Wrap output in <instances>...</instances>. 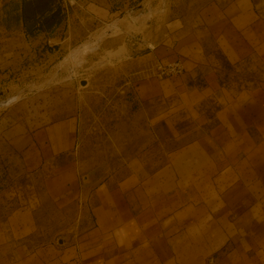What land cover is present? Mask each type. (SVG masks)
<instances>
[{
    "label": "crops",
    "instance_id": "1",
    "mask_svg": "<svg viewBox=\"0 0 264 264\" xmlns=\"http://www.w3.org/2000/svg\"><path fill=\"white\" fill-rule=\"evenodd\" d=\"M39 4L0 0V38L36 34L42 14L56 10ZM204 11V29L227 60L264 62V0ZM30 22L37 23L33 32ZM186 52L183 87H192L191 73L208 68L193 99L225 105L207 136L147 175L110 177L86 192L88 176L62 174L59 162L78 148V113L34 129L15 127L10 148L42 185L10 179L0 161V264H264V81L242 99L224 97L216 54L201 46ZM167 83L149 81L148 97ZM68 212L71 227L62 234L51 224Z\"/></svg>",
    "mask_w": 264,
    "mask_h": 264
},
{
    "label": "rangeland",
    "instance_id": "2",
    "mask_svg": "<svg viewBox=\"0 0 264 264\" xmlns=\"http://www.w3.org/2000/svg\"><path fill=\"white\" fill-rule=\"evenodd\" d=\"M233 2L39 0L46 10L53 4L56 10L42 14L36 34L37 23L30 22L29 37L0 38L5 47L0 51V161L6 163L10 179L42 185L38 176L24 171L10 148L18 125L34 129L78 113V148L62 153L59 162L62 174L88 176L86 192L110 177L160 169L207 136L225 103L193 99V86L204 87L208 68L191 73L192 87H183L189 79L183 77L188 48L201 46L219 58L224 97L237 94L242 99L264 81V62H230L202 24L207 7ZM13 30L22 28L13 23ZM172 63H181L182 71L160 75L158 67ZM149 81L168 83L162 94L148 97ZM71 192L68 188L65 193ZM69 213L51 227L68 233Z\"/></svg>",
    "mask_w": 264,
    "mask_h": 264
},
{
    "label": "built area",
    "instance_id": "3",
    "mask_svg": "<svg viewBox=\"0 0 264 264\" xmlns=\"http://www.w3.org/2000/svg\"><path fill=\"white\" fill-rule=\"evenodd\" d=\"M182 64L181 63H172L168 66L166 65H160L158 67V70H160V75L168 74V73H179L182 71Z\"/></svg>",
    "mask_w": 264,
    "mask_h": 264
},
{
    "label": "water",
    "instance_id": "4",
    "mask_svg": "<svg viewBox=\"0 0 264 264\" xmlns=\"http://www.w3.org/2000/svg\"><path fill=\"white\" fill-rule=\"evenodd\" d=\"M10 101V100H9ZM6 102H8V101H6Z\"/></svg>",
    "mask_w": 264,
    "mask_h": 264
}]
</instances>
